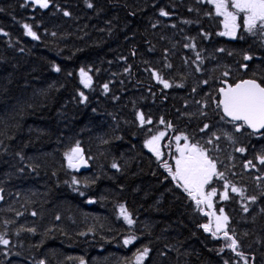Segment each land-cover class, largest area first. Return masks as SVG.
Here are the masks:
<instances>
[{
    "label": "trees",
    "instance_id": "1",
    "mask_svg": "<svg viewBox=\"0 0 264 264\" xmlns=\"http://www.w3.org/2000/svg\"><path fill=\"white\" fill-rule=\"evenodd\" d=\"M223 25L208 0H0V264H136L144 248L143 264H264V134L236 131L218 106L224 80L264 85V38L242 26L228 39ZM160 132L169 152L184 134L209 150L225 214L197 208L171 156L160 167L147 149ZM77 145L88 172L67 164ZM217 216L241 256L204 230Z\"/></svg>",
    "mask_w": 264,
    "mask_h": 264
},
{
    "label": "snow or ice",
    "instance_id": "2",
    "mask_svg": "<svg viewBox=\"0 0 264 264\" xmlns=\"http://www.w3.org/2000/svg\"><path fill=\"white\" fill-rule=\"evenodd\" d=\"M32 2L37 4L40 8L47 9L49 7V0H32ZM208 3L214 6L217 16L223 17L225 31L221 32L220 35H227L235 39L238 30L243 26L247 33L253 36L259 35L264 38V0H208ZM88 7L91 8L93 5L89 3ZM64 15L67 16L69 13L65 12ZM160 15L168 16L169 14L161 10ZM24 27L27 29V34L33 39L39 38L36 33L32 31L30 26L24 25ZM53 35L55 34L53 33ZM251 58L250 56H245L246 60H250ZM169 67H171V65H169ZM55 71L59 72V67L55 68ZM224 75H227V73H224ZM80 76L82 77V83H84L86 87H90L91 77L88 76L83 69L80 70ZM157 80L159 83H162L165 88L172 86L158 75ZM104 88L107 91L108 85H104ZM219 91L223 96V99L220 101V104L223 106V113L234 122H242V124L236 125V131H240L245 125L254 132H259L261 129H264V86L257 83L255 80L249 79L237 83L234 87L229 85L227 88H221ZM81 95L83 96L82 93ZM84 99L86 100L87 98L84 97ZM139 120L141 125L152 123L151 119L145 121V117L142 113L139 116ZM160 123H164L163 119H161ZM164 135V132H160L159 135L152 137V139L147 142L149 149L153 151L158 158L162 156L158 145ZM181 139L187 141L188 137H176L177 151L180 155L176 158L175 171H173L172 167L168 164H165L164 167L172 176L173 180L180 182L177 186L182 187L184 191L188 193L192 200L195 201L197 208H199L202 203H207L208 206L211 207L210 197L215 196L216 192L212 190L206 194L205 185L211 182L213 176L222 177L223 173L217 172L216 163L208 156L207 150L196 144L186 143L183 147H180L179 141ZM209 143H211L210 140ZM237 150L240 152L244 151L243 148ZM80 151L79 145H77L67 154L70 167L75 166L72 160ZM260 163L264 164V157L260 158ZM249 164H251V161H249ZM112 166L117 167L116 164ZM225 186L227 187V185ZM232 192L242 194V190L234 186L232 187ZM228 198V193L225 192L224 199ZM252 200L254 201L255 197H252ZM244 210L248 211L247 207H245ZM120 212L129 225L134 223L131 215L125 208L121 207ZM33 215H35V213H33ZM205 215H208V213H205ZM57 219H59V217H57ZM216 221L215 231H212L208 224L203 225L204 230L206 232L211 231L214 237H216L218 232L223 230L224 238L231 241L228 247L233 252H236L238 256H241L242 253L237 251L238 243L236 239L228 234L226 228L228 217L223 216L221 218L217 216ZM30 231L34 232L35 230L30 229ZM133 241L134 238L126 239L124 244L127 245ZM0 244L7 246L9 241L5 239L3 235H0ZM148 252L149 249L144 248L142 252L138 253L135 257L136 264H143V261L148 256ZM41 264H43V262H41ZM245 264H247V260H245Z\"/></svg>",
    "mask_w": 264,
    "mask_h": 264
},
{
    "label": "rangeland",
    "instance_id": "3",
    "mask_svg": "<svg viewBox=\"0 0 264 264\" xmlns=\"http://www.w3.org/2000/svg\"><path fill=\"white\" fill-rule=\"evenodd\" d=\"M242 15V14H241ZM221 17V16H220ZM222 19H223V17H221ZM223 27H224V25H223ZM225 31V28H223V31L222 32H224ZM238 32H239V30H238ZM237 32V33H238ZM227 38H229V39H233V38H231L230 36H227V35H225ZM87 73V72H86ZM87 75L88 76H90L88 73H87ZM80 79H81V83H82V77L80 76ZM92 81V80H91ZM82 86H83V88H88V87H86L85 86V84L84 83H82ZM205 128V131L207 130V127H204ZM180 136H187V135H180ZM188 137V140L187 141H185V140H183V139H181L180 141H179V146L180 147H183L186 143L187 144H192V137L191 136H187ZM164 140H165V135H164V137L160 140V142H159V145H158V147H159V150H160V152L162 153V155L163 154H165L166 155V157H172V160H173V162H174V164H175V162H176V158L177 157H179V155H180V153L177 151V141H176V137H174L173 138V142H174V146H173V150L171 151V152H169L167 149H165V147H164ZM147 149L149 150V152H151L152 154H154L155 156H156V154L153 152V151H151L150 149H149V147L147 146ZM73 159H74V161H77V159L75 158V156L73 157ZM160 167H161V163H164V162H167V163H169V159H161L160 161ZM68 165H69V162L67 163ZM174 171H175V169H174ZM246 174H248L247 172H245ZM215 177V178H214ZM220 176H213L212 177V180H213V178H214V180H213V182H211L210 183V185L208 186V184L207 185H205V193L207 194V193H209V192H211V191H209L208 190V188L211 186V184H213V185H215V183L217 182V181H219V178ZM211 180V181H212ZM207 186H208V188H207ZM223 190L225 191V192H228L229 194L231 193V191H230V187H225V188H223ZM219 197H220V201H221V207H220V210L219 211H215L214 212V207H213V205L212 204H214L215 203V199H216V195L215 196H212V197H210V200H211V207H209L208 206V204L207 203H205L206 204V206H208V213L210 212L211 214H212V216L209 214V216L211 217V220L213 221L214 219H215V216H216V214L218 215L219 214V212L222 210V209H226V207H227V204L229 203V201L231 200L230 198H228V199H224V195H222V192H220V193H218L217 194ZM204 204V203H203ZM13 207V202H10L8 205H7V208H6V210H10V208H12ZM0 208H2V206L0 207ZM224 214H225V210H223L222 211ZM214 228H215V225H214Z\"/></svg>",
    "mask_w": 264,
    "mask_h": 264
},
{
    "label": "water",
    "instance_id": "4",
    "mask_svg": "<svg viewBox=\"0 0 264 264\" xmlns=\"http://www.w3.org/2000/svg\"><path fill=\"white\" fill-rule=\"evenodd\" d=\"M242 82V81H240ZM238 82V83H240ZM258 83V82H257ZM230 84L229 83H223V86L221 88H227ZM236 85V84H235ZM235 85H231V86H235ZM219 88V90L221 89ZM219 95H220V101L223 99V96L222 94L220 93L219 91ZM220 107H221V110H222V114L224 116V118L230 122H234L231 120L230 117L226 116L224 113H223V106L220 104ZM234 123H241L242 122H234ZM245 127L253 134H261L264 132V129H261L259 132H254L252 129L248 128L246 125ZM77 158H80V161L79 162H72L75 166L74 167H71V168H77V171L82 173V172H88L90 169H91V166L89 164V162L87 161V158L85 156H83V152L80 151L77 155H76ZM81 157H82V161H81ZM0 206L4 203V191L2 189H0Z\"/></svg>",
    "mask_w": 264,
    "mask_h": 264
},
{
    "label": "flooded vegetation",
    "instance_id": "5",
    "mask_svg": "<svg viewBox=\"0 0 264 264\" xmlns=\"http://www.w3.org/2000/svg\"><path fill=\"white\" fill-rule=\"evenodd\" d=\"M239 32L237 33V35H236V37H238L239 36ZM243 68H246L245 66H243ZM261 84V83H260ZM262 85V84H261ZM262 86H264V85H262ZM218 95H219V92H218ZM218 105H219V108H220V112H221V114H222V110H221V107H220V95H219V102H218ZM207 153H208V156H210V153H209V150L207 149ZM225 210V209H224Z\"/></svg>",
    "mask_w": 264,
    "mask_h": 264
},
{
    "label": "crops",
    "instance_id": "6",
    "mask_svg": "<svg viewBox=\"0 0 264 264\" xmlns=\"http://www.w3.org/2000/svg\"><path fill=\"white\" fill-rule=\"evenodd\" d=\"M245 80H249V79H245ZM251 80H253V79H251ZM256 82H258L257 80H255Z\"/></svg>",
    "mask_w": 264,
    "mask_h": 264
},
{
    "label": "bare ground",
    "instance_id": "7",
    "mask_svg": "<svg viewBox=\"0 0 264 264\" xmlns=\"http://www.w3.org/2000/svg\"><path fill=\"white\" fill-rule=\"evenodd\" d=\"M86 156V155H85ZM92 169V168H91ZM73 170H75V169H73Z\"/></svg>",
    "mask_w": 264,
    "mask_h": 264
}]
</instances>
